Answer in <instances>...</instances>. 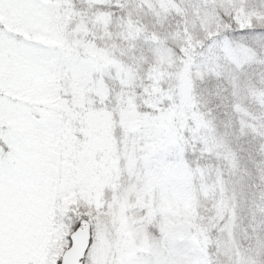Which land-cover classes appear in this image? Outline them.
<instances>
[{
  "label": "snow or ice",
  "instance_id": "1",
  "mask_svg": "<svg viewBox=\"0 0 264 264\" xmlns=\"http://www.w3.org/2000/svg\"><path fill=\"white\" fill-rule=\"evenodd\" d=\"M0 264H264V0H0Z\"/></svg>",
  "mask_w": 264,
  "mask_h": 264
}]
</instances>
